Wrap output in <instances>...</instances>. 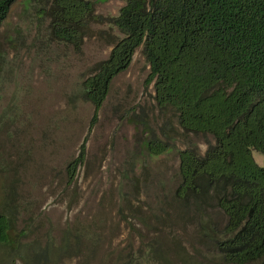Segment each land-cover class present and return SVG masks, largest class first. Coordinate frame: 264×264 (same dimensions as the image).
<instances>
[{
  "label": "rangeland",
  "instance_id": "rangeland-1",
  "mask_svg": "<svg viewBox=\"0 0 264 264\" xmlns=\"http://www.w3.org/2000/svg\"><path fill=\"white\" fill-rule=\"evenodd\" d=\"M92 1L103 21L92 24L78 51L49 40L45 20L26 0L12 3L0 27V184L16 181V226L29 227L25 243L38 237L59 245L66 230L89 227L97 242L83 239L56 264H232L170 200L175 149L196 145L203 153L212 137L178 133L175 149L163 155L145 149L149 130L160 134L168 116L155 107L141 46L112 79L92 122L81 83L108 55L111 38L122 36L109 20L126 0ZM82 144L83 160L68 184L65 166ZM251 152L264 166V153ZM206 216L219 226L225 221L218 207ZM0 264L26 262L12 263L0 246Z\"/></svg>",
  "mask_w": 264,
  "mask_h": 264
},
{
  "label": "trees",
  "instance_id": "trees-1",
  "mask_svg": "<svg viewBox=\"0 0 264 264\" xmlns=\"http://www.w3.org/2000/svg\"><path fill=\"white\" fill-rule=\"evenodd\" d=\"M14 1L0 0V27ZM26 4L45 20L49 40L76 51L92 24L103 21L92 0ZM109 23L122 36L111 38L108 55L81 83L95 110L92 122L112 79L141 46L155 107L168 116L160 134L149 130L147 153L175 149L178 133L212 137L203 153L196 145L175 149L178 181L170 200L177 216L195 220L225 261L264 264V166L251 152L264 153V0H126ZM84 150L82 144L65 166L68 184ZM6 179L0 184V246L12 263L21 258L26 264H56L83 239L97 242L89 227H80L66 230L59 245H42L38 237L25 243L29 227L16 226V181ZM211 207L224 214L221 226L206 216Z\"/></svg>",
  "mask_w": 264,
  "mask_h": 264
}]
</instances>
